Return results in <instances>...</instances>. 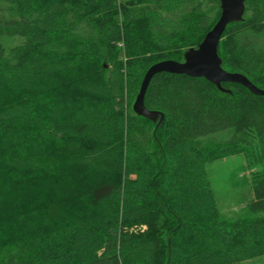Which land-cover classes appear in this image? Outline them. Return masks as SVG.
Listing matches in <instances>:
<instances>
[{
  "label": "trees",
  "instance_id": "16d2710c",
  "mask_svg": "<svg viewBox=\"0 0 264 264\" xmlns=\"http://www.w3.org/2000/svg\"><path fill=\"white\" fill-rule=\"evenodd\" d=\"M218 0H0V264H239L264 257V96L146 69L181 62ZM264 90V0L217 45ZM240 155L250 198L220 212L206 166Z\"/></svg>",
  "mask_w": 264,
  "mask_h": 264
},
{
  "label": "water",
  "instance_id": "95a60500",
  "mask_svg": "<svg viewBox=\"0 0 264 264\" xmlns=\"http://www.w3.org/2000/svg\"><path fill=\"white\" fill-rule=\"evenodd\" d=\"M246 0H218L219 16L195 48H189L183 53L181 62L164 60L149 66L140 81L139 88L131 104V111L147 120L157 123L162 120V114L147 110L143 105V96L151 77L158 73L185 75L202 78L221 92H228L220 87L221 83H233L244 87L254 96H264V90L255 87L243 75L226 72L221 68V61L216 54L220 37L227 24L242 19L244 2Z\"/></svg>",
  "mask_w": 264,
  "mask_h": 264
},
{
  "label": "rangeland",
  "instance_id": "374dc122",
  "mask_svg": "<svg viewBox=\"0 0 264 264\" xmlns=\"http://www.w3.org/2000/svg\"><path fill=\"white\" fill-rule=\"evenodd\" d=\"M206 173L220 212L225 215L242 212L250 198L249 170L242 156L233 155L209 163ZM239 264H264V257L245 260Z\"/></svg>",
  "mask_w": 264,
  "mask_h": 264
}]
</instances>
